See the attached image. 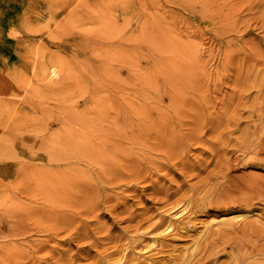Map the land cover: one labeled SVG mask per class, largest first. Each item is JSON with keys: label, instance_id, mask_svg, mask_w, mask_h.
<instances>
[{"label": "rangeland", "instance_id": "rangeland-1", "mask_svg": "<svg viewBox=\"0 0 264 264\" xmlns=\"http://www.w3.org/2000/svg\"><path fill=\"white\" fill-rule=\"evenodd\" d=\"M153 31L159 33L160 39ZM167 38L171 39L170 46ZM190 46L195 48L192 55L201 60L195 61L197 67L211 74L212 83L222 81L219 92L210 95L214 102L220 101L212 106L215 113L207 125L209 129L199 133L202 139L194 140L190 146L184 144L176 165L173 159L166 161L168 166L147 165L146 158L158 151L142 156L146 149L139 144L131 146L125 139L120 141L126 142L123 144L126 148L111 153H118L117 158L111 155L104 159L96 150L98 146L94 148L91 143L97 141L94 136L101 135V126L104 127L101 119L96 120L98 123L92 121L96 119L95 109L104 105V86L113 87L115 83L117 86L115 77L120 72L131 73L133 80L128 84L137 81L139 73L149 68L150 73H170L171 65L177 69L172 61L181 54L184 56ZM250 71L264 73V0H0V264H91L105 254L104 250L114 249V243L106 237L108 233L115 236L123 233V243L129 238L137 239V254L153 252L151 249L144 252L148 250L145 247H155L153 239L166 236L164 243H169L166 253L154 255L158 261L155 264H175L178 260L170 258L190 248L191 241L208 224L217 229L225 220L236 227L256 223L263 229L264 153L261 156L244 153L240 142L247 120L234 129L219 121L233 102L230 101L235 96L233 89ZM136 95L137 92L133 97ZM116 101L122 103L117 98ZM130 101L131 98L127 100ZM151 102L155 104L154 100ZM161 104L167 107L168 98ZM180 108L184 111L182 116L189 119L186 114L191 115L192 111L185 106ZM201 126L198 128L203 129ZM190 128L188 125L186 131ZM78 143L85 146L75 145ZM83 148L89 152L84 153ZM140 161L153 168L151 176L131 181L128 175ZM97 162H102L101 165L113 162L112 173L118 174L111 181L99 177L107 165L104 168ZM66 163L72 168L68 173ZM117 166L127 176L120 174ZM63 170L68 175L71 171V177ZM60 173L66 176L64 180ZM85 176L95 183L90 182L88 190L87 184L82 186L83 181H78H89ZM121 178L125 180L123 184ZM69 186L71 190L67 189ZM59 187L67 190L60 189L63 192L59 193ZM57 191L63 200L66 198L63 194L68 192L66 199L76 200L75 206L80 199L84 202L96 199L100 203L96 210L99 218L86 213L87 225L69 242L63 240L68 230H61L59 236L55 234L58 232L55 220L40 222L43 218L39 210L50 203L55 206L51 200H58ZM85 193L89 197L96 193L98 198L97 195L94 199L86 198ZM184 194L186 202H178ZM190 216L195 219L190 236L169 235L170 219ZM143 217L162 220L164 225L159 231L145 230L151 222ZM71 220L73 233L78 226L77 216ZM10 221H16V228L24 226L29 232L13 237ZM82 231L86 235L78 237ZM19 249L24 256L17 257ZM116 255L112 256L113 261L118 258ZM217 258L215 264L228 261V255L223 253Z\"/></svg>", "mask_w": 264, "mask_h": 264}, {"label": "bare ground", "instance_id": "bare-ground-1", "mask_svg": "<svg viewBox=\"0 0 264 264\" xmlns=\"http://www.w3.org/2000/svg\"><path fill=\"white\" fill-rule=\"evenodd\" d=\"M220 12H219V14H220ZM152 16H154V15H152ZM218 31H220V30H218ZM156 33H158V32H156ZM154 37L157 38L156 36H154ZM148 38H151V36ZM152 38H153V36H152ZM173 38H174V36H173ZM157 39H160L159 33H158ZM151 40L152 39H150V41ZM152 41H154V39ZM168 41H171V39L168 40V38H167L166 42H168ZM168 43H167V45L170 46V42H168ZM187 44L184 46H188ZM169 46H166V48L169 49L170 48ZM191 46L187 50L188 52L186 51L188 54H186V52L182 51L183 54H185L187 57H185V55L183 56L181 54V57L179 59H175L174 61H172V63L177 67L178 72H177V69L173 65H171V72L166 73V74L150 73L149 72L150 68H149L145 72L139 73L138 78L135 79V80L138 79L137 80L138 82L135 81V82L128 84V82L130 80L131 81L133 80V79H131V77H132L131 73L126 71V73H127V75H126L123 72L119 71L120 73H119L118 77H117V74L115 77V78H117L116 80L119 82L118 85L115 86V84H117V83H115L113 85V87H112V85L109 86V84H106L104 86V88L102 89V92H103L102 94L104 96V98H103L104 105L102 106V108L100 110L95 109V114H94L93 118H96V119L92 120V121H94L93 123H95V122H97L96 120L101 119L104 122V127L101 126V128H102V130H101L102 134L101 135H99V136L97 135V137L93 135L94 139H97V141L95 142V140H93V142H91L93 144V147L98 146L96 148V150L98 152L102 153V157L104 159L107 158V160H108L109 157L112 155L111 153L119 152V151L125 149L126 147L123 144H125L126 142L122 143L120 141L122 139H125V141H127L131 144V146L139 144L143 148H145L146 151L142 153V156L144 155V153L146 155H150L151 151H158V153H156L157 155H155L149 159L146 158L147 160L145 162H148L147 165L152 163L154 166H155V164H160L161 166H168L166 164V161L171 160V159H173L172 160L173 165H176V161H180V158L177 157L178 154L183 153L182 146L184 144L185 145L188 144V146H190L192 144V142H194V140H201L202 139V137L199 135V133L201 131L203 132L204 129H206V128L209 129L207 127V125L212 120V118L214 116L213 113H215L212 109V106H215V103L218 102V100H219L218 99L216 102H214V100L210 97V95L212 94V96L213 95L215 96V94H217L219 92V90H220L219 85L221 86L222 81L217 82L216 80H214L215 82L213 81L214 83H212L213 79L211 77V74L207 73L205 71V69H200L197 67L196 62H200L201 60L199 58H196L194 55H192V54H194L195 48L193 49L192 48L193 46L192 47ZM122 49H124V48H122ZM183 49L184 48L182 47V50ZM185 49H186V47H185ZM127 50H129V48ZM128 52L130 53V51H128ZM131 54H132V52H131ZM131 54H130V57L132 56ZM189 55H191V56H189ZM257 56H259V55H257ZM134 60H136V59H134ZM130 65L132 66V64H130ZM255 65H256V63H254V67H255ZM133 67L134 66H132V68ZM216 69H218V67ZM162 78H163V80H162V82H160L159 80ZM131 84H133L134 86L132 87ZM131 88L135 89V91L133 90L134 95H135V92H137L136 98L133 97L134 95L132 96L131 92H133V91H131ZM233 90H234L233 93L235 94V96L232 99H230V101L232 100L233 102L231 103L230 107L228 108L227 113H225V111H224L222 113V115L220 116V120H219L220 124H226L227 123V128L232 127V129H234L236 127H239L240 123L243 120H247L246 127L244 129H242V133H241L242 134V138H241V142H240L242 144L241 146L244 149V153L248 152V153H252L253 155L255 154L257 156H261L264 153V141H263V137H264V73L261 74L260 71H254V72L250 71V73H248L246 75V77L244 78V80L240 84L237 83V85L235 86V88ZM114 91H115V93H114L115 96H114V98H112ZM213 93H215V94H213ZM129 95L131 96L130 97L131 103L127 102V100H130V98L128 97ZM116 98L118 99V101L121 100L122 103H117V101L115 102ZM166 98H168V100H169V105L167 107L163 106L161 104ZM214 99H215V97H214ZM151 100H154L155 104H153V102H151V104H150ZM202 101L205 103H203ZM212 101H213V105L211 103ZM182 106H185L189 110L192 111L191 115H188L185 113L186 116L189 117V119L182 116L183 115L182 112H184L180 108ZM244 112L247 113L246 116L243 115ZM98 116H100V118H97ZM242 116H244V117H242ZM204 118H205V121H204V123H202V120ZM232 123H233V126H230V124L232 125ZM99 124H101V122ZM188 125H190L191 128L189 129V131H186ZM200 125L203 126V127L201 126L203 129L198 128ZM214 130H215V128H214ZM215 132H217V128H216ZM85 133H87V132H85ZM85 133H84V135H85ZM218 135L221 138L226 139L222 133L218 132ZM189 140H191V141H189ZM203 140H204V138H203ZM65 141H67V140H65ZM68 141H69V139H68ZM76 141H77V139L73 142H76ZM88 141H89V139H88ZM237 141H239V140H237ZM110 142H113L114 144L110 145L109 144ZM83 143H85V144L88 143L87 145L90 144L89 142H83ZM83 143H82V145H84ZM92 144L89 146H92ZM75 145L82 146L79 143L75 144ZM132 149H133V147H132ZM84 151H85V149L83 148V152ZM83 152H82V155L85 156L86 154L84 155V153H86V152L88 153L89 151L86 150V152H84V153ZM133 152H135V151L133 150ZM94 153H96V152H94ZM120 153H122V152H120ZM128 154H129V152H128ZM116 155H118V153ZM116 155L113 154L112 156H114V158H117V157H115ZM123 155H125V154H123ZM132 155L133 154H131L130 156H132ZM60 157H58V159ZM62 157L64 159L65 156H62ZM103 158L100 160L98 159L97 161H102ZM89 159H91V158H89ZM113 159H111V160H113ZM124 159L128 160V158L127 159L124 158ZM134 159L139 161L140 158L139 159L136 158V155H135ZM134 159H132L131 161H134ZM144 159L145 158L143 157V160ZM59 160H61V158ZM116 160H117V162L120 161V159H119V161H118V159H116ZM136 160L134 162H136ZM61 161H63V160H61ZM87 162H88V157H87ZM93 162L96 163L95 161H93ZM104 162L105 161H103V163ZM142 162L143 161H140L139 165L135 163V165H138L136 167H135V165L132 164V166L135 167L136 170L131 172V174L129 173L130 175H128V178L131 179V181L135 182L139 178H143V179L146 178L147 179V177L151 174L150 172H151V169H153V168L148 167V166H144L146 164L142 163ZM97 163H99V162H97ZM101 163L102 162H100L99 164L101 165ZM106 163L102 164L103 167H104V165L105 166L107 165V167L106 168L104 167L105 169L103 168L104 170H103V172H101L102 174L99 177L105 176V179L107 181H111L112 176L115 177V174L117 172H115V174H113L114 173L113 168H115V167L110 165L113 162L108 163V164H106ZM122 165H124V164H122ZM122 165H120V166H122ZM70 166H71L70 164H67L68 171H67V169H65V166H64V169L66 170L67 173L69 172L70 169H72V168H69ZM94 166H96V165H94ZM117 168H119V167L117 166ZM121 169H120V172H121L120 174H122L123 176H127L128 173L125 172L126 175H124L122 173L123 170L121 171ZM123 169L125 170V168H123ZM112 171H113V173H112ZM116 171H117V169H116ZM62 173H60L59 176H61ZM70 173H71V171H70ZM70 173H69V175H70ZM95 173L97 174L96 171H95ZM55 174L57 175V173H55ZM72 174L74 175V173H72ZM90 174H92V173H90ZM144 174H145V176L142 177L141 175H144ZM69 175L67 174L66 176H69ZM74 176H77V175H74ZM79 176H81V175H79ZM88 176H85L86 179L89 178ZM62 177H61L62 180H64L65 177L63 175H62ZM69 177H71V176H69ZM69 177H67V178L69 179ZM91 177L93 179V175ZM52 178L53 177L48 178V179L51 180ZM77 178H79V177H77ZM124 178H126V177H123V179ZM58 179H60V178H58ZM70 179H72V178H70ZM75 179L76 178H74V180ZM89 179H90L89 181L88 180L84 181L83 179L82 180L78 179V181L79 182L83 181L82 186H83V184H87L88 186L84 185L85 188H87V187L91 186L90 182L94 183V181L91 178H89ZM117 179H118V176H117ZM50 180H49V182H50ZM65 181H69V180L66 179ZM72 181H73V179L69 182H72ZM76 181L74 184L78 185L77 184L78 181L77 182ZM123 181H125V180H122V178H121L120 182H122V184H123ZM60 182L61 181H59V183ZM101 182L106 183V181L105 180L103 181V179ZM88 183H90V184H88ZM61 185H63V184L61 183ZM94 185H95V183H94ZM64 186H67V183H66V185L64 183ZM82 186H79V187L82 188ZM76 187H78V186H76ZM57 189L59 191L61 188L59 187ZM67 189H70V186ZM67 189H65V190H67ZM89 189H91V188H89ZM61 190L65 191L63 188ZM84 190H86V189H84ZM87 190H88V188H87ZM87 190H86V192H88ZM95 190L93 191V193L96 192ZM58 191L56 193L58 196V197L56 196L58 198V200H51L55 206H53V204L50 203L51 201L50 202L47 201L51 205L48 206L47 208H45L43 206V208L41 210H39L41 213V216L43 218L42 220H40V222L41 223H46V222L50 223V221L55 220V222H56L55 228L58 231L55 234L57 236H59V233L61 232V230L62 231L68 230V233L65 235V238L63 240H66V242H69V241L73 240L72 238H76L75 234L78 233L80 229H84V228H82L83 225H85V226L87 225L88 219H87V216L85 215L86 213H93V216L96 218V220L99 218L100 215L96 214V213H98V212H96V210L99 208L100 203L96 199L95 200H88L87 202H84V201H82V199H80L78 204L75 206L76 200H67L66 199V198H68L67 197L68 192H66V194H63V196L66 197L65 200H63L62 197L60 196L61 194H59L60 192H63V191H59V193H58ZM80 191L83 192V190H80ZM81 192H80V194H81ZM90 193H92V189H91ZM74 194H75V192H74ZM77 194L75 196H77ZM83 194H84V192H83ZM86 194L87 193H85V196H87ZM105 194H107V193H105ZM187 194H188V192H187ZM70 195H72V194H70ZM88 195L91 196V194H88ZM94 195L96 198L97 194L95 193ZM94 195H92L91 197L87 196L86 198H89V199L93 198L94 199V197H93ZM107 196H108V194H107ZM59 197L61 200L59 199ZM184 197H186L185 194L182 197H180L179 199H177V201L183 200L184 202H186L184 200ZM72 198L73 197H70V199H72ZM86 198H84V199H86ZM97 198H98V195H97ZM45 199H49V197H47ZM189 199H190V197H189ZM178 202H176L175 204H177ZM81 208H82V210L78 211ZM39 211H37V212H39ZM191 215H192V213H191ZM76 216H77V220H78V226L76 228V231L72 233L71 232L72 231V229H71V223H72L71 218L76 217ZM186 218H182V219L178 218L176 220L170 219L168 221L169 223L167 226L169 233H171L169 235L173 234V236H177L180 238L190 236L191 232L194 231V229H195V219H193L192 216L186 217ZM148 219L150 221L151 217H149ZM148 219H145V220H148ZM224 219H226V217ZM150 222L151 223L150 224L148 223L149 225L146 224L148 226L146 228L145 227L144 228H145V230H151V232H154L156 230L159 231L160 228H162V226L164 225V222L162 220H155V221H150ZM139 223H140V221H138V223H137L138 229H139V225H140ZM10 224L13 226V231H12L13 237L14 236L15 237L20 236V235L23 236L24 234H27L29 232V229L25 228L24 226L16 228V221H12V222L10 221ZM211 226L212 225L208 224V226H206V228L199 235V237L197 236L196 239L191 241L193 244L190 248H186V250L185 251L183 250V252H181V253L178 252L179 255H175V253H173L175 256L172 255L173 257L170 258V260L171 259L178 260V262L176 261L175 264H209V263L215 264L216 260L218 259L217 257L220 256L221 253H223V255L224 254L228 255V261H226L224 263L220 262L219 264H264V228L262 229L260 227H257L256 223L255 224L244 223L243 226L236 227L234 224H231L230 221L227 222L225 220L221 221V224H219L217 229L216 228L212 229ZM85 232L83 233V231H82V235L79 234L78 237H82L83 235H86L87 232L86 233ZM123 235L124 234L122 233L118 236H115V235H111L110 233H108L106 237H107V239L111 240L114 243V245H113L114 249L110 252L107 250H104L105 254L96 257L92 261L91 264H155L158 261H156L157 257H155L154 255L162 254V253L165 254L166 253L165 248L167 247V245H169V243H167V244L164 243L166 240V236H162V235L159 236L158 235L156 238L153 239L152 244H156L155 247H153V248H152V246H146L145 247L148 250L145 249L146 251H144V252H148L150 249L153 250V252L152 251L150 253L148 252V254L147 253L137 254L135 252V245L138 243V240L135 238H129V239L125 240V243H123L122 242V240H124ZM140 236H142V234ZM191 242H189V243L187 242V243L190 244ZM188 246L189 245H187L186 247H188ZM20 248H23V250H24L25 247H20ZM177 248H180V247H177ZM23 250L19 249V254L17 257H20L24 253ZM171 250H172V248H171ZM179 250H181V249H179ZM174 252H176V251H174ZM116 254H118V258L116 259V261H113L114 259L112 258V256H114ZM22 256H24V255H22ZM116 257H117V255H116ZM162 264H166V262L162 263Z\"/></svg>", "mask_w": 264, "mask_h": 264}]
</instances>
